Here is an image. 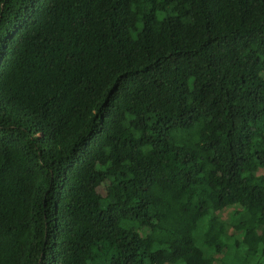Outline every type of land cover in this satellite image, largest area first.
<instances>
[{
	"label": "trees",
	"instance_id": "obj_1",
	"mask_svg": "<svg viewBox=\"0 0 264 264\" xmlns=\"http://www.w3.org/2000/svg\"><path fill=\"white\" fill-rule=\"evenodd\" d=\"M230 246L264 264V0H0V264Z\"/></svg>",
	"mask_w": 264,
	"mask_h": 264
},
{
	"label": "rangeland",
	"instance_id": "obj_2",
	"mask_svg": "<svg viewBox=\"0 0 264 264\" xmlns=\"http://www.w3.org/2000/svg\"><path fill=\"white\" fill-rule=\"evenodd\" d=\"M228 214H226L225 219L223 221V223L225 225H227L229 223L228 221ZM233 235V236H232ZM231 242L233 240V237L235 236L233 233L230 232V230L228 232H226L225 235ZM242 250L239 251V253H241ZM243 254V252H242ZM237 256V252H235V250L233 249V247H228L225 254L222 257H219V259L222 261V264H232L233 261H235Z\"/></svg>",
	"mask_w": 264,
	"mask_h": 264
}]
</instances>
